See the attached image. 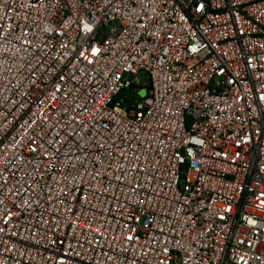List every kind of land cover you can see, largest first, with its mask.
I'll use <instances>...</instances> for the list:
<instances>
[{
	"label": "built area",
	"instance_id": "obj_1",
	"mask_svg": "<svg viewBox=\"0 0 264 264\" xmlns=\"http://www.w3.org/2000/svg\"><path fill=\"white\" fill-rule=\"evenodd\" d=\"M0 264H264V0H0Z\"/></svg>",
	"mask_w": 264,
	"mask_h": 264
},
{
	"label": "rangeland",
	"instance_id": "obj_2",
	"mask_svg": "<svg viewBox=\"0 0 264 264\" xmlns=\"http://www.w3.org/2000/svg\"><path fill=\"white\" fill-rule=\"evenodd\" d=\"M137 94H138V96H139L140 98L145 97L146 94H147V88H146V87H142V88H140V90L138 91Z\"/></svg>",
	"mask_w": 264,
	"mask_h": 264
}]
</instances>
